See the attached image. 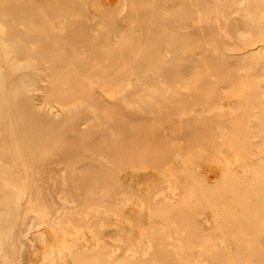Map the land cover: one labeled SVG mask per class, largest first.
Segmentation results:
<instances>
[{
	"label": "bare ground",
	"instance_id": "6f19581e",
	"mask_svg": "<svg viewBox=\"0 0 264 264\" xmlns=\"http://www.w3.org/2000/svg\"><path fill=\"white\" fill-rule=\"evenodd\" d=\"M142 1L153 20L132 41L116 38L132 29L119 28L111 17L93 20L99 29L93 32L92 22L85 21L86 5L75 0H0V264H264V191L257 188L261 197L254 199L256 203L246 197L248 163L233 150V160L222 158L219 133L204 121L206 133H194L185 146L177 147L178 169L167 174L176 181L178 194L162 199L164 204L157 209L148 208V216H165L148 217L149 230L141 233L150 235L138 246L116 252L106 248L101 233L90 234L89 244H78L61 219V230L54 229L59 217L56 204L67 208L68 200L85 196L84 200L119 199L114 182L126 172L118 165L133 167L131 155L137 152L130 140L121 138L129 129L125 113L116 119L117 103L128 111H152L149 105L165 103L169 96L185 104L187 94L208 81L200 67L214 50L213 33L218 39L228 34L225 27L213 24L228 17L229 7L238 2L189 0L175 13L179 19L188 18L190 27L165 35L161 27L169 20L166 2L171 0ZM243 1L238 18L248 24L251 4L257 3L263 10L255 11L252 23L264 22V0ZM64 4L68 5L62 8ZM136 8L131 9L137 12ZM76 12L83 17H72ZM239 40L234 48H255L256 39L245 31ZM187 41L201 43L186 46ZM159 42L169 52L189 49V64L182 66L172 62L176 57L161 54ZM166 77L178 78L180 89L165 85ZM177 120L183 121L180 115ZM91 135L93 144L85 141L77 149L79 137ZM114 135H119L116 141ZM154 143L150 145L158 152L161 145ZM153 158L157 165L159 157ZM159 173L164 180L163 171ZM43 226L51 241L41 247V260L31 263L34 248L47 243L43 236L38 243L32 237L33 229ZM159 234L166 238L160 243Z\"/></svg>",
	"mask_w": 264,
	"mask_h": 264
},
{
	"label": "rangeland",
	"instance_id": "374dc122",
	"mask_svg": "<svg viewBox=\"0 0 264 264\" xmlns=\"http://www.w3.org/2000/svg\"><path fill=\"white\" fill-rule=\"evenodd\" d=\"M134 1L135 3L132 5L130 1L126 0H75L76 4L84 3V5H86L85 21L91 24L93 20V22H95V20H98L100 17L101 19L103 17L115 18L114 20L119 28L132 29L130 33L117 35L116 38L122 40L129 38V40L132 41L137 34H141L140 31L145 32L152 24L153 20L152 15H150L146 7L148 4L144 3L146 6L143 8L141 6V4H143L142 0ZM188 1L189 0H171L166 2L169 4L167 8L169 20L166 21L168 25L166 24L165 27H161L164 28V34L166 32V34L173 35L175 32L183 31L190 27L188 18L187 21L179 19L178 15L175 13L181 7H184V4H190ZM245 3L246 2L243 0H238L232 7H229L230 13L228 17H225L224 20L221 18L220 22H215L213 24L214 28L215 26L218 27V25L220 27H225L228 34L225 38L221 37L218 39L213 33L212 40L214 50L210 53L208 52L206 55L207 62L202 63L200 67V69L206 71L208 81L205 82L201 88L194 87L193 92L187 94L189 100L182 101L185 102L186 106L184 103H182L184 105L182 106V104L174 102L173 99L171 100V96H169L170 100L166 98L167 101L165 103L160 104V101H158L157 104L149 105L148 108L152 111H147L146 109L139 110L136 108H134L133 111H128L123 105H119V103H117V106L115 105L116 107L114 109L117 111L116 119H122V117H124L123 113L126 114V117L129 116L128 118L125 117V126H127L126 128L127 130L129 129V131H127V133H122L121 138H125L124 141L130 140L131 144H133L132 151L137 152L136 156L131 155L133 167L131 164L127 168L123 164L118 165V167L122 168V172L123 169L124 173L126 172L125 177L120 176L116 178L114 182V190L120 192V194L114 195L118 196L119 199L113 197L99 201L95 197H92L93 199L89 198L84 200L87 197L85 196L82 197L83 199L68 200L67 208L58 207V204H56V211L59 214V217L55 218V222H53V224L56 223L54 228L56 232L60 231L62 228L58 227L59 220L61 219L64 221L62 225L65 226L68 235H73L78 244L83 242L89 244L90 234L101 233V240L106 245V248L113 249L116 252H129L130 249L128 248L138 246L137 244L140 243L139 241L143 239L144 236L150 235L141 233L142 231L146 232L149 230L148 217L161 220L163 216H165L161 214H152L150 217L148 216V208L157 209V207L164 204L162 199L177 196L178 188L176 187V181L170 179L167 172H175L178 169V162L176 161L178 157V152L176 151L179 148L178 146H185L187 137H193L194 133H202L203 131V133H206L209 127L206 128L201 126L202 121H204L207 126H210L212 131L215 130L219 133L222 145H224L221 149L222 158L228 161L233 160V158H231V150H233L238 156L244 158L243 161L245 163H248L246 166L248 169V176L245 178L244 183L248 191L246 197H252L251 200L253 203H256V200H254L255 198L258 199V197H261L260 192L257 193V188L259 187L262 192L264 191V22L258 24L259 26H255L256 24L252 23V20H254L255 11L263 9L262 6L259 7L257 3H252L251 7L253 11L250 12L249 23L247 24L243 19L238 18L239 15H237L238 12H240L239 14L243 12ZM67 5L68 4L62 5V8H65ZM135 6L137 7V12H133L131 9ZM74 8V10H80L76 8V6ZM186 9L188 11L189 7ZM83 15L84 14H81V12H76L72 14V17L81 18ZM58 17L61 18L62 16L58 15ZM234 17L238 18L235 22H233ZM154 21L153 25L158 27L160 22L158 21L156 23V20ZM95 27L93 24V32L94 30H99L98 27ZM215 30L216 29H213L214 32ZM243 31H245L246 36L256 39L254 49L245 51L243 49L234 48V43H240L239 38ZM117 33L118 31L115 34ZM158 33L160 32L158 31ZM163 43L159 42L161 54L169 55L168 57H176L172 62L179 63L182 66L189 64V59H191V51H189V49L186 48L185 51L180 49L176 52H169ZM180 44L182 45L183 43L180 42ZM198 44L195 41H187L184 43L186 46ZM138 66L140 65H135L136 68ZM144 68H146V65ZM154 76L156 75L154 74ZM165 80V85L173 87V89H180L181 84L178 78L174 80L175 82L168 81L167 77ZM155 84L157 83H152L154 86ZM156 98L158 100V97ZM171 112L175 115H172ZM193 112H195L194 119L192 118V115H194ZM178 115L182 117L183 121L180 122L177 120ZM87 137H79L77 140V149L80 150L85 141L88 142V145L93 144L91 140L94 137L92 135L90 138ZM118 137L119 135H114V141H116ZM149 138L151 139L149 140ZM152 142H155L154 144L157 148L161 145L158 152H156L155 149L153 151L150 145ZM162 142L163 145L161 144ZM164 142L166 144H164ZM152 156L159 157L160 162H158L157 165H155L156 163L153 164L154 158ZM250 159L252 161H250ZM169 160H172L169 165L170 167L168 166L169 168H166L165 165L167 162L169 163ZM170 168L172 169L170 170ZM160 170L164 173L162 176L165 175L164 180H161L159 177L161 175L159 173ZM145 173L148 175L144 176L143 174ZM163 187L164 189L162 190L161 188ZM250 190L254 191L249 193ZM145 195L147 197H145ZM154 198L156 202H152ZM172 219L175 221V218ZM176 221H178V219H176ZM101 224L103 225L99 226ZM47 228L48 227L44 226L34 228V235L32 236L30 234L36 243H38L37 239L42 236L44 240L47 241V243L41 244L39 249L34 248L36 253L35 257L29 259L31 263L41 260L43 251L41 247L48 246L51 241L48 234L49 229ZM78 228L79 230L74 232V230ZM172 234L175 235L174 232H172ZM156 239L157 242L160 243L166 238L164 234H159ZM20 262L24 264L23 261ZM70 264L74 263L70 262Z\"/></svg>",
	"mask_w": 264,
	"mask_h": 264
}]
</instances>
